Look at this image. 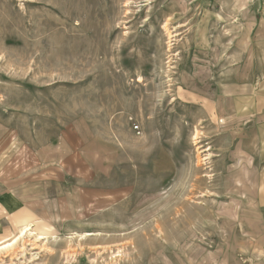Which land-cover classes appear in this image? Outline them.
Returning a JSON list of instances; mask_svg holds the SVG:
<instances>
[{
    "label": "rangeland",
    "instance_id": "374dc122",
    "mask_svg": "<svg viewBox=\"0 0 264 264\" xmlns=\"http://www.w3.org/2000/svg\"><path fill=\"white\" fill-rule=\"evenodd\" d=\"M263 106L264 0H0V264H253Z\"/></svg>",
    "mask_w": 264,
    "mask_h": 264
},
{
    "label": "bare ground",
    "instance_id": "6f19581e",
    "mask_svg": "<svg viewBox=\"0 0 264 264\" xmlns=\"http://www.w3.org/2000/svg\"><path fill=\"white\" fill-rule=\"evenodd\" d=\"M33 234L34 233L31 229V223H27L25 225H22L18 229L17 234L11 240L0 244V253L3 251L13 249L19 243V241H21V240L24 241V239L26 237H28L29 235L31 236ZM88 234H90V233H88ZM34 236L36 237V239H41V238L43 239L44 238V236H42V235H34ZM82 237H84V236L81 235L80 238H82ZM69 238H73V237L70 236Z\"/></svg>",
    "mask_w": 264,
    "mask_h": 264
},
{
    "label": "crops",
    "instance_id": "0c3cea01",
    "mask_svg": "<svg viewBox=\"0 0 264 264\" xmlns=\"http://www.w3.org/2000/svg\"><path fill=\"white\" fill-rule=\"evenodd\" d=\"M262 149H264V147ZM263 154H264V152L262 153V155ZM261 199H264V198H261ZM263 202H264V200H261L262 205L264 204ZM252 229L255 230L256 235L258 234V238H259L257 241L258 245H256V248L258 247L257 256H256L257 260H254L253 264H264V223H260V225L258 224L257 228H252ZM259 250H262V251L260 252ZM252 259H254V258L252 257ZM236 264H238V263H236Z\"/></svg>",
    "mask_w": 264,
    "mask_h": 264
}]
</instances>
